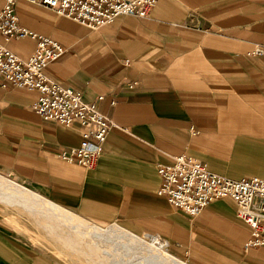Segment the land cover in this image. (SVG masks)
I'll use <instances>...</instances> for the list:
<instances>
[{
	"label": "crops",
	"instance_id": "crops-1",
	"mask_svg": "<svg viewBox=\"0 0 264 264\" xmlns=\"http://www.w3.org/2000/svg\"><path fill=\"white\" fill-rule=\"evenodd\" d=\"M15 9L23 27L67 49L46 74L88 102L103 96L116 127L88 170L62 156L79 146L78 126L39 117L36 92L0 87V176L87 222L152 236L186 264H264V247L246 248L233 200L191 216L159 194L158 173L187 156L230 179L264 180V57L251 55L264 47V0H159L149 18L99 30L24 0ZM0 43L24 59L38 44ZM34 214L33 233L0 217V264H64L40 248Z\"/></svg>",
	"mask_w": 264,
	"mask_h": 264
},
{
	"label": "built area",
	"instance_id": "built-area-1",
	"mask_svg": "<svg viewBox=\"0 0 264 264\" xmlns=\"http://www.w3.org/2000/svg\"><path fill=\"white\" fill-rule=\"evenodd\" d=\"M19 0H4L0 11V35L6 40L32 38L36 52L21 58L0 43V87L15 86L36 92L39 97L33 109L43 120L64 128L81 129L79 146L62 156L70 162L93 170L103 154V146L114 122L100 109L104 97L88 102L76 90L65 87L46 74L47 67L67 52L56 40L40 36L20 24L15 5ZM45 7L90 30L113 24L122 16L149 18L159 0H24ZM253 56L264 57V47H257ZM159 194L170 204L191 216L200 215L212 202L231 199L237 215L250 229L247 249L264 247V180L247 177L230 179L212 172L205 164L191 157L179 156L169 166H160Z\"/></svg>",
	"mask_w": 264,
	"mask_h": 264
},
{
	"label": "rangeland",
	"instance_id": "rangeland-1",
	"mask_svg": "<svg viewBox=\"0 0 264 264\" xmlns=\"http://www.w3.org/2000/svg\"><path fill=\"white\" fill-rule=\"evenodd\" d=\"M9 179L10 178H8V180ZM26 193L28 192L26 191ZM46 203L51 205L52 207L58 208L57 206L51 204L50 202H46ZM62 211L66 212L65 210ZM40 212L31 209L30 205L27 203L25 199H23L22 196L16 197L12 194V192L10 191L5 192L0 189V217L13 218L12 220L14 221V226H16L17 228L20 229L21 227L20 222H22L24 223L23 225L24 228H29L28 231L29 233H33L34 231H37L38 230V225L36 224L37 214L34 213H40ZM72 215L77 216L73 213ZM80 219L82 221H85L82 218ZM85 222L91 225H96L87 221ZM67 226L68 227H64L63 225L61 226L59 224L58 219L46 215L45 212L40 213V248L56 256L64 264H164L160 262H153V263H148L146 261L144 262L143 261L144 259L141 258L143 256H148V255L142 249L139 251L136 250L135 252L131 250H127L126 252L128 253L132 252L130 255H128V258L121 257L118 250H116V247L118 248V246H120L121 251H124L123 248L125 246L124 243H122L120 240L114 239V241H112L113 238H109L110 240L107 239V243H105L101 238H99V241L96 242L93 241L94 236L88 235L82 232V230L80 229H76L75 231V228L72 227L71 223H68ZM96 226L100 227L103 230H109L111 228L114 229L122 228L119 225H110V226L96 225ZM139 237L146 240L149 243L154 244L155 246L161 248L162 250H165L168 253H170L167 247H165L159 242L153 241L155 239L154 237L152 236L151 237L139 236ZM98 242L101 243L102 245L99 244ZM126 247H129V245H127ZM133 260H138L143 262H132Z\"/></svg>",
	"mask_w": 264,
	"mask_h": 264
},
{
	"label": "bare ground",
	"instance_id": "bare-ground-1",
	"mask_svg": "<svg viewBox=\"0 0 264 264\" xmlns=\"http://www.w3.org/2000/svg\"><path fill=\"white\" fill-rule=\"evenodd\" d=\"M0 189L5 192H12L14 196H22L23 199L27 201V203L30 205L31 209H34L38 212H45L46 215L51 216L52 218H56L59 220V224L64 227H68L67 224L71 223L72 227L76 229L82 230V232L94 236L93 241H99V238H101L105 243H107V239L113 238L120 240L122 243H124V246L126 247L129 245V247H122L124 251H121L120 246L118 248L116 247V250H118L121 257L128 258V255H130L131 251L136 250H143L147 253L148 256H143L141 259H144L143 261L148 263L153 262H160L164 264H186L174 256H172L170 253H168L165 250H162L161 248L154 246L153 244L144 241L143 239L139 238L138 236H135L134 234L123 230V229H114L111 228L109 230H103L100 227L91 225L89 223H86L85 221H82L80 217L72 215V213H68V211L64 212L58 208L52 207L51 205L47 204L46 200L43 198L40 199L39 195H36L32 193L31 191L27 190L24 187H20L5 178L0 176ZM25 190V191H24ZM26 191L28 193H26ZM45 202H44V201ZM71 227V228H72ZM70 228V229H71ZM72 230V229H71ZM110 240V239H109ZM118 241V242H120ZM99 243V242H98ZM101 244V243H99ZM104 244V243H103ZM102 245V244H101ZM116 246V245H115ZM123 246V245H122ZM107 248V247H106ZM112 250V249H111ZM127 250H131V253L126 252ZM133 252V253H134ZM136 255V254H135ZM132 257V256H131ZM124 260V259H123ZM138 260H133L132 262H143Z\"/></svg>",
	"mask_w": 264,
	"mask_h": 264
}]
</instances>
